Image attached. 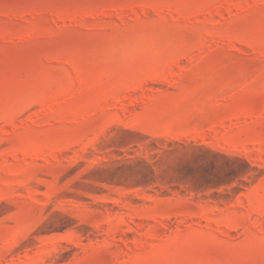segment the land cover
<instances>
[{"label":"rangeland","instance_id":"374dc122","mask_svg":"<svg viewBox=\"0 0 264 264\" xmlns=\"http://www.w3.org/2000/svg\"><path fill=\"white\" fill-rule=\"evenodd\" d=\"M0 264H264V0H0Z\"/></svg>","mask_w":264,"mask_h":264}]
</instances>
